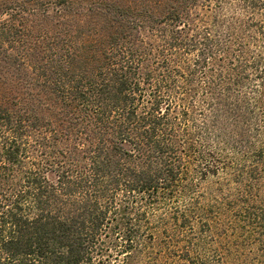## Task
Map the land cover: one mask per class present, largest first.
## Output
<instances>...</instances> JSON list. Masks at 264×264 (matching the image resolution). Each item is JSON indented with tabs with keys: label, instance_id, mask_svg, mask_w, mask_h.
Here are the masks:
<instances>
[{
	"label": "trees",
	"instance_id": "1",
	"mask_svg": "<svg viewBox=\"0 0 264 264\" xmlns=\"http://www.w3.org/2000/svg\"><path fill=\"white\" fill-rule=\"evenodd\" d=\"M0 264H264V0H0Z\"/></svg>",
	"mask_w": 264,
	"mask_h": 264
},
{
	"label": "rangeland",
	"instance_id": "2",
	"mask_svg": "<svg viewBox=\"0 0 264 264\" xmlns=\"http://www.w3.org/2000/svg\"><path fill=\"white\" fill-rule=\"evenodd\" d=\"M211 182L212 181L210 180V181L204 183L203 188H204L205 191H207V192H213L215 190V188H214V185L215 184L214 183H211Z\"/></svg>",
	"mask_w": 264,
	"mask_h": 264
}]
</instances>
